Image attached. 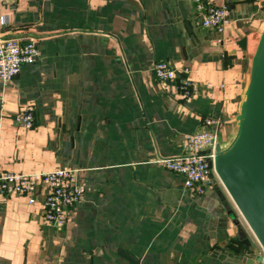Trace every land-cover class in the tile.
<instances>
[{"label": "crops", "instance_id": "crops-1", "mask_svg": "<svg viewBox=\"0 0 264 264\" xmlns=\"http://www.w3.org/2000/svg\"><path fill=\"white\" fill-rule=\"evenodd\" d=\"M178 1L0 0L2 35L33 37L39 48L35 63L0 83V171L70 167L85 187L59 229L42 219L44 188L33 203L1 198L0 264H242L240 253L264 255L221 183L193 195L156 161L180 154L184 135L207 118L221 144L232 139L264 0H202L228 5L233 23L222 33L182 0L189 33ZM159 61L186 68L177 79L197 92L184 98L158 80ZM26 108L31 128L16 121Z\"/></svg>", "mask_w": 264, "mask_h": 264}, {"label": "built area", "instance_id": "built-area-1", "mask_svg": "<svg viewBox=\"0 0 264 264\" xmlns=\"http://www.w3.org/2000/svg\"><path fill=\"white\" fill-rule=\"evenodd\" d=\"M200 11L201 25L222 33L233 23L227 4L210 5L204 8L202 0H194ZM39 57L38 44L33 37L3 36L0 28V83H10L20 72L22 65L33 64ZM151 71L160 81L174 83L182 97L189 98L198 88L187 77L177 79L187 69H177L166 61L152 65ZM16 121L24 128L34 125L32 109L26 108L18 113ZM217 125L212 119H205L199 131L185 134L181 142V153L161 157L156 161L167 170L183 176V187L196 196L205 195L207 189L220 180L214 169V148L219 141ZM44 188L42 200V219L54 227L62 228L68 211L84 199L85 187L81 183L78 170L70 167H56L48 171L33 173H14L0 171V199L11 195H27L28 202L35 201L36 194Z\"/></svg>", "mask_w": 264, "mask_h": 264}, {"label": "water", "instance_id": "water-1", "mask_svg": "<svg viewBox=\"0 0 264 264\" xmlns=\"http://www.w3.org/2000/svg\"><path fill=\"white\" fill-rule=\"evenodd\" d=\"M178 8L189 33L192 28L182 9ZM245 48L243 37L237 43ZM236 132L226 145L218 141L214 148V169L246 225L264 251V30L251 59L249 79L236 116ZM224 209L230 213V205ZM233 215H230L232 217ZM236 223V222H235ZM239 238L246 237L238 223ZM126 257L131 255L121 251ZM242 264H263L264 255L238 254Z\"/></svg>", "mask_w": 264, "mask_h": 264}, {"label": "rangeland", "instance_id": "rangeland-1", "mask_svg": "<svg viewBox=\"0 0 264 264\" xmlns=\"http://www.w3.org/2000/svg\"><path fill=\"white\" fill-rule=\"evenodd\" d=\"M222 145H223V143H222ZM225 145V144H224Z\"/></svg>", "mask_w": 264, "mask_h": 264}]
</instances>
